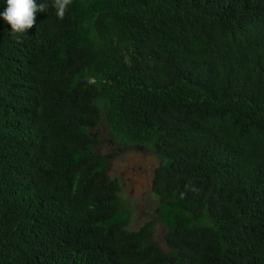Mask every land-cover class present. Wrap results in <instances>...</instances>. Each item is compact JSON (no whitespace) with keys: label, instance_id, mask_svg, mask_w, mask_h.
I'll return each instance as SVG.
<instances>
[{"label":"trees","instance_id":"16d2710c","mask_svg":"<svg viewBox=\"0 0 264 264\" xmlns=\"http://www.w3.org/2000/svg\"><path fill=\"white\" fill-rule=\"evenodd\" d=\"M101 126L161 160L167 252L155 222L128 229ZM0 264H264V0L0 18Z\"/></svg>","mask_w":264,"mask_h":264},{"label":"rangeland","instance_id":"374dc122","mask_svg":"<svg viewBox=\"0 0 264 264\" xmlns=\"http://www.w3.org/2000/svg\"><path fill=\"white\" fill-rule=\"evenodd\" d=\"M96 143L92 151L109 156L108 174L117 179L123 204L131 212L129 230H137L145 222H155L153 241L164 251L166 228L159 219V199L151 190L155 169L161 160L151 149L126 145L109 135L104 126L93 131Z\"/></svg>","mask_w":264,"mask_h":264},{"label":"clouds","instance_id":"9594fccd","mask_svg":"<svg viewBox=\"0 0 264 264\" xmlns=\"http://www.w3.org/2000/svg\"><path fill=\"white\" fill-rule=\"evenodd\" d=\"M72 0H50V3L37 4L36 0H6V7L0 18L10 25L11 32L23 34L35 24V14L47 8L55 9L56 16L63 19Z\"/></svg>","mask_w":264,"mask_h":264}]
</instances>
